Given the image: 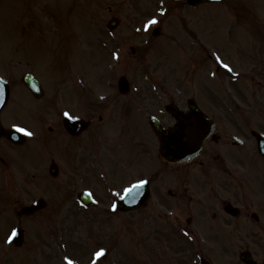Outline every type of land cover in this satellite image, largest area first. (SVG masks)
<instances>
[{
    "label": "rangeland",
    "instance_id": "obj_1",
    "mask_svg": "<svg viewBox=\"0 0 264 264\" xmlns=\"http://www.w3.org/2000/svg\"><path fill=\"white\" fill-rule=\"evenodd\" d=\"M184 1L0 0V66L9 59L15 79L1 117L33 133L23 132L20 143L0 137V264H197L199 244L190 245L171 222L181 209L177 200L124 212L113 210L112 202L113 185L156 165L140 149L143 136L132 133L135 118L140 134L149 128L147 122L123 111L124 102L140 107L148 98L119 92L121 76L131 90L156 91L160 104L195 99L214 114L218 131L226 129L228 119L245 129H264V0H223L195 9ZM113 17L118 23L108 29ZM152 19L156 23L148 25ZM155 26L159 30L153 34ZM41 63L49 82L33 95L21 80L24 72L17 70ZM55 106L60 116L71 111L90 116V126L78 135H70L61 120L56 128ZM140 111L145 118L156 108ZM125 134L134 148L124 146ZM249 147L255 155L254 143ZM131 149L136 151L132 157ZM93 156L103 162V172L92 167ZM122 160L131 168L123 169ZM51 161L58 167L56 176L48 171ZM172 166L179 174V166ZM163 175V189L182 187L183 181L172 183L170 173ZM84 189L95 195L98 207L77 204L75 195ZM38 198L46 203L41 210L19 213ZM16 226L24 232L20 245L9 238ZM219 243L220 250L211 242L204 249L209 264H241ZM252 247L260 251L258 244Z\"/></svg>",
    "mask_w": 264,
    "mask_h": 264
},
{
    "label": "flooded vegetation",
    "instance_id": "obj_2",
    "mask_svg": "<svg viewBox=\"0 0 264 264\" xmlns=\"http://www.w3.org/2000/svg\"><path fill=\"white\" fill-rule=\"evenodd\" d=\"M57 62H55V67ZM46 64L35 65L30 70L23 71L21 76L23 80L25 74L34 75L40 83H48L47 79L43 75V70ZM6 70V73L0 70V73L7 75L6 79L9 81L14 80L8 72V66L1 67ZM41 74V76L39 75ZM10 78V79H9ZM56 72L55 79L56 81ZM136 96V95H135ZM139 96V95H138ZM148 102H145L139 107L138 103L134 102L130 104L124 102L125 106L134 105L138 106V109H142L148 106L155 107L157 105V99L155 94H150ZM99 101V100H98ZM99 102H102L100 100ZM124 113L128 112L130 115L139 116V112L134 109L123 107ZM74 112V113H72ZM70 114L75 116H81L77 111H72ZM207 113V112H206ZM210 117L211 115L207 113ZM171 118V116H169ZM213 118V117H211ZM86 124L85 128L90 126L91 117L82 118ZM126 119V117L124 118ZM214 119V118H213ZM60 119L58 107L55 106V127H59L58 121ZM101 120V115H98V121ZM215 120V119H214ZM229 120V119H228ZM216 121V120H215ZM230 121V120H229ZM137 130H132L134 136H139V119H134ZM217 123V122H215ZM231 123V121H230ZM228 123L226 129L218 131L217 126L216 133H212L209 136L199 153V155L191 161L179 163V174L177 167L175 175L183 181L182 187L178 190H168V197H164V192L159 185L150 186V189L159 202H165L164 204L170 206L173 200H177L181 209L179 213L173 215L171 222L177 228V232L183 234L184 238L189 237L192 242L199 244L198 256L202 258L205 264H209V258L207 257L204 249L208 247L210 242L216 244V250H220L217 243H225L227 248L232 252L235 258L239 259L244 252L249 256L256 257V253L259 254L257 259H264V172H257L262 169L264 164V157L258 156L259 160L257 167H252V156L250 155H233L229 151H225V155H220L222 149L223 140L231 138V133L241 137L243 141H251V129H245L238 124ZM166 124L169 125L170 121L167 119ZM98 125L95 126L94 131ZM78 132H70V135H78L82 130ZM126 128V127H125ZM127 129V128H126ZM59 133L56 132V135ZM127 141H123L124 146L127 148H134L130 143L131 136L125 134ZM72 141L70 142V144ZM233 144L236 141H232ZM251 143V142H250ZM251 144H249L250 146ZM247 148L246 152L251 153V147ZM142 152L148 154L147 149H142ZM128 154L132 157L136 155V151L131 149ZM92 167L98 171H104L102 168L103 162L97 161L93 156ZM120 162V166L123 169H130ZM132 161H130L131 165ZM166 164H178L167 162L163 159L160 160L159 166H155L152 169H148L147 173H152L151 178H155L158 175L164 178L163 173H172V169ZM242 164V165H241ZM128 177H139V174H133ZM162 179V178H160ZM196 182L197 187L191 188L188 183ZM161 197V198H159ZM178 205V204H177ZM255 244L259 245V252H256L252 247ZM219 243V244H220ZM214 247L211 248V251ZM215 250V251H216ZM260 257V258H258ZM206 260V261H205ZM241 263V262H240ZM243 264V263H241Z\"/></svg>",
    "mask_w": 264,
    "mask_h": 264
},
{
    "label": "water",
    "instance_id": "obj_3",
    "mask_svg": "<svg viewBox=\"0 0 264 264\" xmlns=\"http://www.w3.org/2000/svg\"><path fill=\"white\" fill-rule=\"evenodd\" d=\"M192 1L195 2L198 0ZM123 83L124 82H122V84ZM5 97L6 92L3 91V86L0 84V107L3 104ZM189 108L190 109L187 115H183L181 112L176 113V117L179 120V125L176 128L163 129L158 125H153L161 140L160 153L167 159L174 161H184L194 157L201 146L202 140L212 130V127L210 124H208L205 116H202V113L199 112L197 107L192 102H189ZM66 126L71 127L72 124L67 122ZM10 134L11 133H8V135ZM133 194L134 191L131 193L128 192V195L125 199ZM120 203L125 202L122 200ZM42 205L43 201L39 200L34 205L23 207L22 211L30 213L42 207ZM121 206L125 207L124 205ZM18 238L21 240V233H19Z\"/></svg>",
    "mask_w": 264,
    "mask_h": 264
},
{
    "label": "snow or ice",
    "instance_id": "obj_4",
    "mask_svg": "<svg viewBox=\"0 0 264 264\" xmlns=\"http://www.w3.org/2000/svg\"><path fill=\"white\" fill-rule=\"evenodd\" d=\"M161 2H163V0H161ZM155 23H156V20H155V19H152V20H149V21H148V25H152V24H155ZM145 27H147V25H146ZM217 59L219 60L220 58L217 57ZM223 67L226 68V69H228L229 71L232 70L228 64H223ZM64 115L67 116L68 113L66 112V113H64ZM18 131L25 132V133H26L27 135H29V136L33 135L32 132L28 131V130L25 129V128H18ZM147 183H148L147 180H140L137 184H134V185H132L131 188L127 189V192L131 193V192L135 191V190L138 189V188H142V187H143L145 184H147ZM113 210H115V206H113ZM14 235H15V230H13V236H14ZM10 239H11V238H10ZM101 255H103V250H101V252H97V253H96V256H97V257H99V256H101ZM68 264H74V262L71 261V260H69V261H68ZM93 264H95V262H93Z\"/></svg>",
    "mask_w": 264,
    "mask_h": 264
}]
</instances>
